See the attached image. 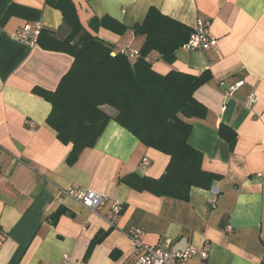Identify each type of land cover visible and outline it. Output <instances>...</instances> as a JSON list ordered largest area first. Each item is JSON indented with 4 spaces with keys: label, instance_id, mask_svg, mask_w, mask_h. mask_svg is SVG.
<instances>
[{
    "label": "crops",
    "instance_id": "crops-1",
    "mask_svg": "<svg viewBox=\"0 0 264 264\" xmlns=\"http://www.w3.org/2000/svg\"><path fill=\"white\" fill-rule=\"evenodd\" d=\"M45 1L0 0V264H60L63 255L74 264H132L127 233L136 229L150 247L207 252V260L197 255L188 264H264V0H73L84 28L131 59L144 42L131 28L151 8L191 31L209 22L216 49L180 47L171 64L156 52L148 56L160 75H210L194 93L204 115L190 119L188 143L201 154L202 169L220 178L210 189L191 188L186 201L122 182L160 178L169 158L119 126L108 107L112 119L94 147L67 164L71 146L47 125L51 105L36 91H55L73 59L11 38L38 23L65 37L61 13ZM103 17L126 32H93L90 21ZM143 158L149 164L140 168ZM74 185L104 195L105 205L93 214L60 196ZM113 202L122 210L110 223Z\"/></svg>",
    "mask_w": 264,
    "mask_h": 264
},
{
    "label": "trees",
    "instance_id": "trees-1",
    "mask_svg": "<svg viewBox=\"0 0 264 264\" xmlns=\"http://www.w3.org/2000/svg\"><path fill=\"white\" fill-rule=\"evenodd\" d=\"M45 3L61 13L67 31L64 38L58 39L42 29L37 43L44 49L70 55L73 62L55 91L36 92L51 105L47 125L60 142L71 146L67 164L74 165L85 149L94 147L112 119L103 110L108 107L116 112L113 120L119 126L144 146L169 158L160 178L130 175L122 179L124 184L156 197L181 201L188 200L193 187L210 189L220 177L202 169L201 154L188 143L190 119L204 115L194 93L210 75L177 71L160 75L148 61L149 54L156 52L171 64L174 52L188 40L191 30L151 8L142 23L131 28L135 36L144 38L137 57L131 59L126 51L114 52L84 28L73 0ZM89 26L93 32L105 28L123 34L127 30L107 17L93 19ZM101 239L95 238L93 244Z\"/></svg>",
    "mask_w": 264,
    "mask_h": 264
},
{
    "label": "built area",
    "instance_id": "built-area-1",
    "mask_svg": "<svg viewBox=\"0 0 264 264\" xmlns=\"http://www.w3.org/2000/svg\"><path fill=\"white\" fill-rule=\"evenodd\" d=\"M41 24L33 26L27 25L21 30L14 33L11 38L16 42L23 43L33 47L37 44V39L42 31ZM217 48V40L209 33V22H200L191 31L188 40L181 46L184 51H209ZM237 86L231 88L235 90ZM253 100V97H250ZM149 161L143 158L140 163V168L146 167ZM60 196H66L79 203L89 212L96 214L106 203L107 197L98 194L91 190L71 186L59 192ZM217 194V193H216ZM215 194V195H216ZM213 202V201H212ZM122 210L121 204L118 202L111 203L107 220L113 223L115 218ZM227 230H230L228 228ZM141 231L139 229L132 230L127 233V236L133 246L134 261L132 264H188L194 256H199L201 260L208 259L207 252L199 250L196 247H188L184 251H176L173 249L163 250L160 248L150 247L140 240ZM3 243V236L0 231V246ZM60 264H74L70 257L63 255Z\"/></svg>",
    "mask_w": 264,
    "mask_h": 264
}]
</instances>
